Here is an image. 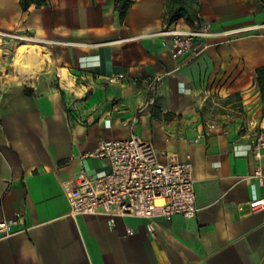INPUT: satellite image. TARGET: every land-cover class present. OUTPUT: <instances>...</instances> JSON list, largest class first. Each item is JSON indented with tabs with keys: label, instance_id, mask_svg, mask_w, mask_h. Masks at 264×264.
I'll return each mask as SVG.
<instances>
[{
	"label": "crops",
	"instance_id": "0c3cea01",
	"mask_svg": "<svg viewBox=\"0 0 264 264\" xmlns=\"http://www.w3.org/2000/svg\"><path fill=\"white\" fill-rule=\"evenodd\" d=\"M164 1L132 0L119 20L114 0H49L26 12L17 0H0V39L32 40L51 59L47 73L21 86L0 70V222L23 214L0 238V264H264V210L247 206L264 198V186L243 180L252 173V134L238 130L249 121L264 127L253 83L264 66V0H198L192 8L215 30L258 28L218 45L206 41L179 68L156 36ZM59 67L83 95L52 85ZM154 76L161 81L147 108L145 82ZM201 108L216 119L202 120ZM206 122L219 129L188 144ZM132 133L176 161L189 155L193 166L196 217L155 218L154 238L139 219L69 217L61 188L80 171L91 179L108 174L105 159L86 155L101 140Z\"/></svg>",
	"mask_w": 264,
	"mask_h": 264
},
{
	"label": "built area",
	"instance_id": "2783aa9c",
	"mask_svg": "<svg viewBox=\"0 0 264 264\" xmlns=\"http://www.w3.org/2000/svg\"><path fill=\"white\" fill-rule=\"evenodd\" d=\"M258 27L225 28L215 30L211 22L197 15L192 25L179 19L171 25H163L156 34L159 37L162 52L171 61L182 67L194 60L207 49L206 41L214 45L251 33ZM21 40L20 37L10 36ZM121 76L108 79L109 83L121 79ZM161 76L147 79L146 107L153 105L154 94ZM123 122V126L134 124ZM131 127V131H132ZM219 129L215 122H206L201 133L187 139L190 145L208 139ZM252 139L247 147L252 159V173L243 180H255L264 186V169L261 162L264 157V127L249 121L247 127ZM105 159L110 165L108 174L91 179L80 171L72 181L63 182L62 191L69 204L68 216H107L139 219L146 222V230L151 238L155 236L153 219H170L180 216L191 220L198 212L195 205L193 166L189 155L185 160L176 161L166 152H157L151 143L137 138L133 133L123 140H101L95 150L86 155ZM248 212L264 210V198L247 203ZM239 211H243L242 207ZM23 214L18 212L7 221L0 222V238L11 235L9 228L17 225Z\"/></svg>",
	"mask_w": 264,
	"mask_h": 264
},
{
	"label": "bare ground",
	"instance_id": "6f19581e",
	"mask_svg": "<svg viewBox=\"0 0 264 264\" xmlns=\"http://www.w3.org/2000/svg\"><path fill=\"white\" fill-rule=\"evenodd\" d=\"M1 46L0 40V58L4 55ZM50 63V55L44 47L37 45L32 40H26L25 44L17 43L11 64L13 67L12 81L17 86L33 82L40 75L47 73ZM1 69L5 76L7 74L6 68L1 67ZM56 72L59 76V85L66 93L74 92L76 96L83 95L84 88L75 87L74 77L66 68L59 67ZM262 121L264 123V115Z\"/></svg>",
	"mask_w": 264,
	"mask_h": 264
},
{
	"label": "trees",
	"instance_id": "16d2710c",
	"mask_svg": "<svg viewBox=\"0 0 264 264\" xmlns=\"http://www.w3.org/2000/svg\"><path fill=\"white\" fill-rule=\"evenodd\" d=\"M198 0H165L164 8L165 13L163 16V24L171 25L179 19H183L186 24L192 25L197 17V11L192 8V5H196ZM18 6L22 12H26L30 7L38 10L49 5V0H17ZM132 0H114V11L117 13L119 20H122L132 5ZM254 86L259 94L260 101L262 103L261 111L264 112V66L255 69L254 71ZM24 94L31 96L32 91L25 89ZM235 98L236 101H240L239 95H232L231 98ZM148 105L147 108H150ZM240 107V106H238ZM156 116L155 113L152 115ZM168 116L172 115H165ZM172 118V117H171Z\"/></svg>",
	"mask_w": 264,
	"mask_h": 264
},
{
	"label": "rangeland",
	"instance_id": "374dc122",
	"mask_svg": "<svg viewBox=\"0 0 264 264\" xmlns=\"http://www.w3.org/2000/svg\"><path fill=\"white\" fill-rule=\"evenodd\" d=\"M2 42V46L1 49L4 52V55L2 58H0V68L3 67L4 69L6 68L7 74L3 77V79H5V81H10L9 77L13 75V67H12V58H13V53H14V49L17 43H21V44H25L26 42L18 40V41H11L8 39H0ZM2 71V69H0ZM4 74V71L3 73ZM1 75V74H0ZM59 82V78L55 77L52 79V85L56 86L59 89L58 83ZM60 90V89H59ZM217 103V102H216ZM204 108L201 109H197L196 113L199 115V117L204 121L205 120H209V119H216L214 118L216 111L212 110L211 111V115L209 116L207 114L203 115L204 113ZM219 111H217L218 113ZM216 121V120H215Z\"/></svg>",
	"mask_w": 264,
	"mask_h": 264
}]
</instances>
